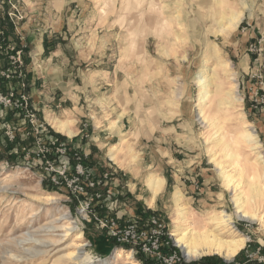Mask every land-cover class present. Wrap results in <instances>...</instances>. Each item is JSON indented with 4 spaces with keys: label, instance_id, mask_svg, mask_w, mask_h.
Instances as JSON below:
<instances>
[{
    "label": "rangeland",
    "instance_id": "1",
    "mask_svg": "<svg viewBox=\"0 0 264 264\" xmlns=\"http://www.w3.org/2000/svg\"><path fill=\"white\" fill-rule=\"evenodd\" d=\"M221 2L0 0L13 29L0 48V264H68L80 232L92 264L118 251L136 264H264V227L234 216L247 241L230 260L189 259L172 237L176 189L199 219L233 215L216 165L245 196L249 184L264 190L253 173H264V0ZM54 120L71 121L75 135L57 132ZM154 176L164 183L150 205ZM62 215L79 230L47 232ZM127 226L146 235L135 246L118 242ZM29 236L45 242L41 253L17 244Z\"/></svg>",
    "mask_w": 264,
    "mask_h": 264
},
{
    "label": "bare ground",
    "instance_id": "2",
    "mask_svg": "<svg viewBox=\"0 0 264 264\" xmlns=\"http://www.w3.org/2000/svg\"><path fill=\"white\" fill-rule=\"evenodd\" d=\"M220 4L222 5L223 9L226 8V4L229 6L228 0H222ZM242 18L243 11L235 12L234 14H232V17L230 19V28L235 30L242 21ZM222 32H224V30H222ZM227 72L231 76L230 80L234 81L235 75L232 72L230 65L228 66ZM198 84L203 85L204 82L198 81ZM221 85L224 86L225 82L221 81ZM232 85H234L233 82ZM232 89H234L233 95L235 100L240 101L236 90V85H234V88ZM205 95L206 88L204 86L203 95L200 99L201 103L204 102ZM205 114L206 113H204V107H200L198 116L204 125H206L208 122ZM60 130L67 137H71L73 134L72 131L63 126H61ZM246 132H248L246 137H254V130L252 128L247 129ZM229 140L230 141H227L229 145L231 143L234 144L236 141L234 138H231ZM254 143L257 144L256 148L259 149L260 144H258L256 141H254ZM233 156L238 157V154H233ZM112 159H114V161H117V155H113ZM216 167L218 169V173L223 178L224 186L232 194V202L235 205V211L233 215L228 214L225 211H221L219 214L209 213L208 215H206V217L199 219L195 215L192 208L184 210L180 207L182 195L178 189L175 190L173 195V204L175 207L174 211L176 215V229L173 231L172 237L175 238V244L183 249L186 257H188L189 259H196L208 255H218L225 260H230L231 258H233L244 247V244L247 241V237L240 233L233 225V222L231 221L233 216L238 220L246 221L251 224L261 225L264 227V190H261L260 186L258 185L249 184V188L251 189L249 191V195L245 196L246 194H243L240 191V183L237 181V179H235L234 176L228 174L227 172H223L222 168H220L218 165H216ZM242 170H244V167ZM241 173L242 172H238V175H241ZM253 173L257 175L256 178H258L259 176L260 178L263 177L264 180V173H257L254 171ZM163 183L164 180L159 176L150 177L148 179L147 185L150 192L152 193L150 204H152ZM55 200L56 198L49 197L48 201L53 202ZM61 222L63 223L60 224ZM197 224L199 225V227H195V225ZM47 229L51 230L47 232H62L64 236H69V233H74L79 230L76 223L69 220V217L67 215H62L50 220L49 227ZM77 240L80 241L79 244L75 247L78 250L71 253V256L68 257V264L94 263L95 261H93V259H89L88 256L84 253L87 245L82 242L81 232L77 234ZM59 242H61V238L54 241L50 240L48 243L57 244ZM17 244L22 247L24 246V244L29 246L26 249H23L27 254H32L33 252L39 254L41 253L40 247L44 245L45 242L41 239L29 236V238H23V240L18 241ZM100 263L136 264L133 261V257L130 253L122 254L120 251L116 252L111 259L107 261L104 260Z\"/></svg>",
    "mask_w": 264,
    "mask_h": 264
},
{
    "label": "built area",
    "instance_id": "3",
    "mask_svg": "<svg viewBox=\"0 0 264 264\" xmlns=\"http://www.w3.org/2000/svg\"><path fill=\"white\" fill-rule=\"evenodd\" d=\"M23 100H24V98H23ZM21 105H22V103H21ZM98 178L99 179H97V176L94 177V179H97L96 183L100 187L103 186L108 180L107 175H104V176H101V177L99 176ZM93 185L94 184H92V186ZM97 193H99V192H97V190H96V194ZM81 209H82L81 211H83V213H86V210H84L83 207ZM102 220H105V219H102ZM148 223H149V225L152 224L155 227H159V228L162 227L161 221H159V219H157L155 217L151 218V220H149ZM135 229H136L135 226H127V230L124 232V235H125L124 239H122L120 241L118 240V242H120V243L127 242V244H129V245L132 244L134 246L137 245V241L141 240V238L145 237L146 235L145 234H139L138 232H136ZM153 231H154L155 234H159L161 236L163 235V233L160 232L159 230H153ZM159 235H156L157 236V240H159V237H158ZM157 254L159 255L158 252H157ZM169 258L172 260L173 256H170ZM238 264H244V263L243 262H241V263L239 262Z\"/></svg>",
    "mask_w": 264,
    "mask_h": 264
},
{
    "label": "crops",
    "instance_id": "4",
    "mask_svg": "<svg viewBox=\"0 0 264 264\" xmlns=\"http://www.w3.org/2000/svg\"><path fill=\"white\" fill-rule=\"evenodd\" d=\"M52 125H53V127L55 128V130L57 131V132H59V133H61L62 135H64L63 134V132H61V130H60V128H61V126H63V127H66L68 130H70V131H72L73 132V134H72V136L71 137H73L74 135H75V131H74V129H73V125H72V122L71 121H69V120H65V121H58V120H54L53 122H52ZM66 136V135H65ZM123 144H122V148H120V149H123V147H124V142H122ZM120 146H121V142H120ZM127 146V145H126ZM125 146V147H126ZM111 155H112V157H113V155L114 156H116L117 155V158H118V160L116 161V162H118V161H120L119 159V155H121L119 152H118V154L116 153V155L114 154L115 152H116V150H114V149H111L110 151H108ZM112 159V158H111ZM113 161H114V159H112ZM163 186V185H162ZM151 193V192H150ZM151 200V199H150ZM150 203V202H149ZM153 203V202H152ZM151 205V204H150Z\"/></svg>",
    "mask_w": 264,
    "mask_h": 264
},
{
    "label": "trees",
    "instance_id": "5",
    "mask_svg": "<svg viewBox=\"0 0 264 264\" xmlns=\"http://www.w3.org/2000/svg\"><path fill=\"white\" fill-rule=\"evenodd\" d=\"M0 32H2V36H0V48H6L3 47V44H6L8 38L12 35L13 29L11 27V24L9 23V20L7 16L4 14L3 17H0ZM11 32V35L9 34ZM6 46V45H5ZM1 92H4V90H0ZM1 149V147H0Z\"/></svg>",
    "mask_w": 264,
    "mask_h": 264
}]
</instances>
